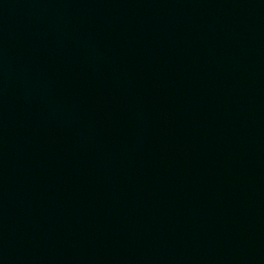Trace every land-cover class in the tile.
<instances>
[{
    "label": "water",
    "instance_id": "1",
    "mask_svg": "<svg viewBox=\"0 0 264 264\" xmlns=\"http://www.w3.org/2000/svg\"><path fill=\"white\" fill-rule=\"evenodd\" d=\"M0 264H264V0H0Z\"/></svg>",
    "mask_w": 264,
    "mask_h": 264
}]
</instances>
